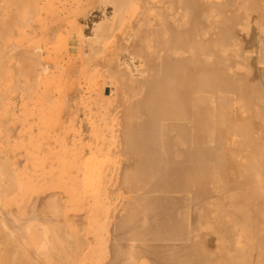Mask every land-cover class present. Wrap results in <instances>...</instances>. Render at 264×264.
I'll return each mask as SVG.
<instances>
[{"label":"bare ground","instance_id":"obj_1","mask_svg":"<svg viewBox=\"0 0 264 264\" xmlns=\"http://www.w3.org/2000/svg\"><path fill=\"white\" fill-rule=\"evenodd\" d=\"M25 1L10 8L34 15L33 31L26 23L14 24L11 15L0 22L20 25L38 38L37 54L18 55L38 86L42 105L55 108L54 102L71 94L77 98L73 105L81 108L76 115L95 111L101 125H111L108 140H95V147L101 144L95 152L115 147L108 149L114 164L101 169L113 184L119 180L125 196L108 194L112 208L105 222L132 229L126 233L127 258L114 242L115 262L110 264H118L120 255L127 262L128 254L140 248L136 242L143 246L138 255L150 264H264V0H109L102 15H91L84 38L92 40L95 57L105 37L116 39L117 45L111 51L103 48L102 58L92 62L81 60V41L69 45L72 38L61 16L70 14L66 1ZM111 4L124 15L117 22L113 17L117 25L125 13L134 14V7L151 8L154 18L137 14L133 27L117 37L106 25L115 13ZM93 27L96 37L90 34ZM105 80L110 82L109 101L102 97ZM79 137L82 144L85 136ZM84 155L82 151L78 160ZM82 172L92 170L83 165ZM52 202L56 205L32 202L54 206L51 212L41 206L52 213L51 219L38 213L47 219H41L44 225L52 217L61 228L77 221L70 215L61 219L58 212L64 206ZM47 241L51 245L56 240Z\"/></svg>","mask_w":264,"mask_h":264},{"label":"rangeland","instance_id":"obj_2","mask_svg":"<svg viewBox=\"0 0 264 264\" xmlns=\"http://www.w3.org/2000/svg\"><path fill=\"white\" fill-rule=\"evenodd\" d=\"M13 1L14 0H0V20H7V18L11 15L13 17H10V19H12L14 24L16 22L23 24L26 23L25 25L30 26V31H33L32 29L35 27V22H32L34 15H32L33 18L30 19V17L32 16L29 17L26 10H23V12H19L15 8H10L11 4H14V2H17L18 0H15L14 2ZM52 1L54 0H49V2ZM62 1H66V8H70V14L66 12L69 15H66V13H63L61 15L64 20H66L63 22L62 27L65 28V30L69 31L68 33L72 38L69 45H73V43L80 44L81 41V60L83 62H92L97 60V58L100 59L102 58L101 56H103L104 49H108L109 51H111L116 47V39H108V37H105L104 39H102V42L100 44V46H104V49L100 48L102 49L101 53H99L95 57V50H93L92 40L84 38V33L88 30L89 27L88 20L90 21L91 15L93 13L103 14V10L105 9L106 4L109 3V0ZM103 1L104 3H102L103 5H101V2ZM131 1H134L133 4L139 3V0ZM142 1L152 2L157 0ZM55 4L56 5H53L52 8L57 7V3ZM110 6L113 8V13L115 11V13L112 14L111 21H109L113 26L108 22L106 23V25L108 24L107 28L111 26V32H113V34L117 37L120 36L127 27H133V20L137 14L144 12L149 21L154 18V13L153 11H151V8L145 9V11H140L142 10L141 8L134 7V9L132 10V13L134 12V16L127 15L125 13L126 18L123 17L122 22L117 25L116 22L123 14H120L119 10L117 11V9H115L116 7L112 6V4ZM131 7L132 6H129V8H127V11L128 9H131ZM5 16L6 19H4ZM14 16L17 21L14 20ZM114 16L117 19H115ZM113 17L116 22L113 20ZM143 20L142 23L145 22V19ZM114 22L116 23L115 26ZM1 23L2 21L0 22V25ZM3 23L2 26H0L2 28H0V50L2 49L0 51V171H2L5 175L0 172V227H2L0 228V264H104V262L105 264H110V262H115V260H112L114 257L112 255V248L115 246V248L119 252H121V255L124 253L123 258H127L128 244L126 242V236L129 234L128 231L131 232V225L129 227V224H126L127 226L125 227L127 230H125L124 227H114L115 223L110 224L105 222V215L112 208L109 205L110 200L107 199L108 194H113L119 197L121 195L125 196L121 188L122 186L121 184H119V180H116L117 182L115 181L116 185L113 184L114 182H111V178L103 175L104 173L101 169L102 167L104 168V166L114 164V158L110 157L108 149L115 147L106 146L101 152H95L96 149H99L101 146L100 144L95 147V140H108L105 136L111 129V125L107 126L106 128L101 125L99 116L95 111L91 113H80L79 116L76 115V111L78 110V108H80V106L73 105V102H76L77 98L73 97V95L71 94H69L70 96H62L57 102H54L55 108L51 107L49 104L42 105V101H40L39 99L40 91H38V86L29 77V75H26L29 71L27 70L25 65L22 64V60H20L19 58L20 53L22 54L23 52L27 54L29 51L30 54H27L29 55V57L31 55L34 56L35 54H37V51H35L33 48L35 46L34 40L38 42V38H34L33 33L30 31L25 32V28H22L20 25H11L9 23L10 26H8L7 22V25L4 23L3 26ZM65 24L66 26H64ZM8 27L12 30H10ZM113 27L116 29L113 30ZM155 27L156 26L153 25V28ZM95 28L93 27V29H90V34L92 36L95 32L98 33V27L96 29ZM96 33L94 37H96ZM64 35L65 33H63L62 35L63 39L65 38ZM99 36H101V34L98 35L97 38ZM3 38L4 40H6V44L4 43ZM61 42L62 40L60 39L59 43L64 46V41L62 43ZM61 45H59L58 47L62 48ZM74 47L77 46L74 45ZM22 48H24V51ZM44 51L42 53V57L43 59H46V50ZM18 52H20L19 55ZM90 57H93L94 59H91ZM47 62L51 64L49 61ZM21 66L24 67V70ZM21 69L23 70V72ZM104 87L106 91L105 94L102 95V97L104 100L109 101V99H111V88L110 82L108 80H105ZM65 102H67L68 104ZM65 109L66 111L64 112ZM80 135L85 136L82 144H80L79 142ZM82 151L85 152L86 155H84V158L79 161L78 156ZM83 165H86L87 168L92 170V172L84 174L82 172ZM79 170H81L80 174L77 173V171ZM4 182H6L7 184ZM12 182L15 184H12ZM37 199L40 201V203L43 204H53L52 201H55L57 204L59 203L58 205H63L64 207L60 206L63 209L60 208L62 210L58 212L59 217L61 219H64L70 215L72 217L74 216V219L77 218V221L74 220L68 225L65 224L62 228L56 227L54 221L55 219L53 217L49 222V220L51 219L50 215H52V213L49 214L47 212L48 210H53L56 204H53V207H50V205L44 207V205L42 204L35 205ZM49 199H51V202H46V200ZM111 203L112 206H114V204H117L115 199L111 200ZM41 206L45 209L47 208V211L44 210V208H42ZM32 207L33 209L36 208V210L40 209L39 212L36 213L35 209L34 211H32ZM42 211L43 215H46L48 218H50L47 222L49 225L45 223V225H47V227L49 228L44 225L41 220L43 218L38 214L40 213L42 215ZM6 212L8 213L6 214ZM30 212H33L34 214H31ZM117 212H119L118 209L115 210L114 213ZM4 215H7V218ZM8 217H10L11 220ZM35 217H37L38 219H36ZM13 218L16 219V221ZM5 219L7 220V223ZM45 220L47 221V219ZM4 225H9V227H6ZM16 227L18 228L16 229ZM36 230L38 231V233L36 232ZM118 230H120V232H125H122V234H120L118 233ZM50 233H52V237ZM109 233L111 234V236ZM26 235L28 236L26 237ZM40 235H42V238ZM53 235H55L54 239ZM121 235L122 238L120 237ZM47 237L49 238V240H51V242L49 243H52L56 240L54 242L55 244H48ZM123 238H125V240ZM42 239L43 241H40ZM136 244V246L140 248H137V250L133 249L135 253L132 250L130 253H133L128 254V256L132 255V257L130 258H135V263L133 262L134 258L132 259V262L129 261L131 260L130 258L129 260L126 259L127 262H124V259L121 255L120 259H122L123 262L119 258L116 262L118 263V261H120L118 264H150V262L145 260V258H141L142 256H139L141 254L140 250L143 247L142 243L139 242V245L136 242ZM37 245L42 246V248L45 247L43 248L44 250L41 249V251V247H38ZM51 247L53 251L51 250ZM35 248H38L41 254L38 253L39 251H37V249ZM46 250L48 252L54 253L49 254ZM32 252H36L37 255H32L34 254ZM43 252L45 253V255L43 254ZM15 253L17 254V256ZM39 254L42 255V257ZM50 255H52L53 257ZM111 255L113 256L112 258ZM43 256L45 259L43 258ZM46 256L50 257L46 258Z\"/></svg>","mask_w":264,"mask_h":264}]
</instances>
